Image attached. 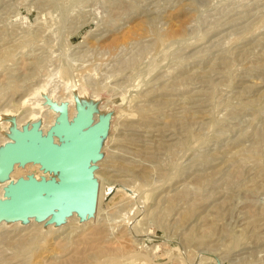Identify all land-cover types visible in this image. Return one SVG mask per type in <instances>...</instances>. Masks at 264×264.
<instances>
[{"label":"rangeland","instance_id":"rangeland-1","mask_svg":"<svg viewBox=\"0 0 264 264\" xmlns=\"http://www.w3.org/2000/svg\"><path fill=\"white\" fill-rule=\"evenodd\" d=\"M58 106L109 115L95 211L1 219L0 264H264V0H0V148Z\"/></svg>","mask_w":264,"mask_h":264},{"label":"water","instance_id":"water-1","mask_svg":"<svg viewBox=\"0 0 264 264\" xmlns=\"http://www.w3.org/2000/svg\"><path fill=\"white\" fill-rule=\"evenodd\" d=\"M57 109L56 124L46 132L41 133L33 122L29 128L13 131V142L1 146L0 173H9L15 163L31 162L59 177L27 175L8 184L7 198L0 199V220L31 217L58 223L72 212L79 220L93 215L98 190L93 169L100 156L97 141L108 132L109 115L93 123V110L83 111L69 121L66 109ZM54 137L61 142L55 143Z\"/></svg>","mask_w":264,"mask_h":264}]
</instances>
